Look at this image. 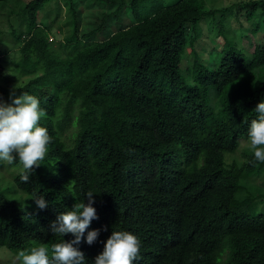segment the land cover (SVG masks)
I'll return each mask as SVG.
<instances>
[{
	"label": "trees",
	"instance_id": "1",
	"mask_svg": "<svg viewBox=\"0 0 264 264\" xmlns=\"http://www.w3.org/2000/svg\"><path fill=\"white\" fill-rule=\"evenodd\" d=\"M53 1L55 20L60 0L16 1L6 9L0 0V16L17 44L14 79L25 77L16 95L38 98L40 125L52 138L29 181L14 176L22 200L0 188V246L18 254L72 240L52 234L50 224L80 200L88 203L92 191L98 218L74 245L85 264H94L112 231L138 238L133 264H264V214L246 211L257 204L253 196L236 195L264 170L248 142L255 107L264 101V77L256 74L264 43L244 51L228 23L244 10L264 24V0L221 8L205 0L166 6V0H96L118 2L115 12L124 6L130 17L99 40L93 32L78 34L73 0H63L71 32L57 41L49 37L53 20L38 19ZM208 18H218L222 45L219 58L207 63L199 24ZM10 90L0 83V98ZM242 139L245 159L226 160ZM94 229L99 235L89 245L87 232Z\"/></svg>",
	"mask_w": 264,
	"mask_h": 264
},
{
	"label": "clouds",
	"instance_id": "2",
	"mask_svg": "<svg viewBox=\"0 0 264 264\" xmlns=\"http://www.w3.org/2000/svg\"><path fill=\"white\" fill-rule=\"evenodd\" d=\"M9 98L11 103L0 98V162L12 165L18 160L22 166L20 180L26 183L35 167L45 160L52 138L47 128L40 125L44 113L37 97L23 91L16 95V88L13 87ZM255 110L258 118L250 122L248 142L254 160L264 162V101L259 102ZM86 195L88 203L80 200L71 210L60 213L50 224L52 234L62 237L71 234L73 239H63L52 244L50 249L33 246L30 251L21 250L17 254L20 264H85L84 253L74 245L81 243L85 230L92 220L98 218L93 207V192L89 191ZM32 199L38 208L46 207L42 196L34 195ZM98 235V229L88 231L86 242L91 245ZM139 253L140 242L134 234L112 231L104 243L103 251L95 257L94 264H133Z\"/></svg>",
	"mask_w": 264,
	"mask_h": 264
},
{
	"label": "rangeland",
	"instance_id": "3",
	"mask_svg": "<svg viewBox=\"0 0 264 264\" xmlns=\"http://www.w3.org/2000/svg\"><path fill=\"white\" fill-rule=\"evenodd\" d=\"M25 3L28 0H6L5 9L13 2ZM177 0H166V5L173 4ZM247 0H205L207 7L210 8H221L227 7L233 4H238ZM61 10L54 16V1L48 4L43 12L38 13V19L44 18V20L51 21V33L50 39L61 40L64 36L71 32V25L67 23L68 18L63 7V0H60ZM75 16L78 24V34H85L93 32L94 39H102L106 33H110L117 29L123 28L129 24V15L124 6L119 10H116L118 2L112 5H108L102 2H96V0H73ZM93 4H95L93 6ZM234 14L229 16L228 23L231 29L229 36L234 37L236 42H238L239 48L250 53L256 43H264V24H261L259 16L252 17L250 20L246 17V11L241 10L238 12H233ZM5 16H0V48L4 49L6 53L0 55V64L3 68H0V83L2 85L9 86V89L16 87L19 82L25 80L20 78L18 81L14 79V73L12 72V59L17 54V44L13 36L8 33L7 25L8 22ZM13 22L16 24L17 21L13 18ZM218 18L215 19H205L201 21L199 26L202 28L203 35V45L204 49L199 50L201 58L204 62L211 59L219 58V51L222 45V40L217 34V24ZM227 23V22H226ZM258 25L260 26L258 29ZM106 32V33H105ZM213 52V56L211 55ZM212 57V58H211ZM209 61H207L208 63ZM184 64V63H183ZM182 69L185 70V66L182 65ZM256 74L260 77H264V65L256 69ZM6 75L8 77L6 78ZM20 95V94H19ZM5 102L11 103L10 98L4 100ZM248 148V142L245 139L240 140L238 149L234 152H227L225 158L236 157L238 159L244 160L246 154V149ZM245 152V154H244ZM258 170V169H256ZM22 171V166L18 165H8L0 162V188L9 197L16 200H22L23 194L15 189L13 184L14 176ZM256 172V171H255ZM258 176L253 179L247 178L245 184L247 186L246 190L237 192V196L244 198L249 195L257 199V204H251L246 211L249 214H264V170L260 169ZM50 253V251H49ZM0 264H20L17 260V254L10 251L4 246H0Z\"/></svg>",
	"mask_w": 264,
	"mask_h": 264
}]
</instances>
